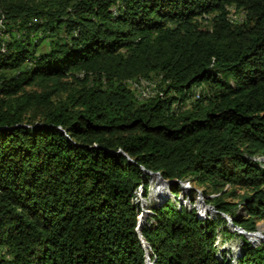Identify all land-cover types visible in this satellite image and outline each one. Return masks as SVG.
I'll list each match as a JSON object with an SVG mask.
<instances>
[{"label":"trees","instance_id":"obj_1","mask_svg":"<svg viewBox=\"0 0 264 264\" xmlns=\"http://www.w3.org/2000/svg\"><path fill=\"white\" fill-rule=\"evenodd\" d=\"M142 170L264 238V0H0V264H264Z\"/></svg>","mask_w":264,"mask_h":264},{"label":"rangeland","instance_id":"obj_2","mask_svg":"<svg viewBox=\"0 0 264 264\" xmlns=\"http://www.w3.org/2000/svg\"><path fill=\"white\" fill-rule=\"evenodd\" d=\"M238 18H239V16H237V19ZM142 87L143 88L140 91L143 92V91H145V88H146L145 84ZM200 89H202V87H193L191 90L193 92L194 91L196 92V91H198ZM188 181H189V184H190L189 187H188V189L190 188L189 190L184 192L182 190L181 186L179 184H177L178 185L177 192H172L171 188H172L173 184L169 185L168 183H165L163 180H161V178L159 176H154L153 180H151V178H149V176H148L147 177V199L144 200L143 196H140V194H139V197H141V198L138 199V195L134 193V195H135L134 197H135V200L137 202V204H135V205H139L141 207V216H142L143 221L146 220V217L148 215L146 209L156 210L157 208H159L161 206V204L163 202H165L167 200L170 202L171 206L174 204V206L177 207V208L179 206V203L186 204V205H188V203H189L190 205H188V206H191L196 211V214H197L198 218L201 219L202 221H207V220H205L204 214L200 211V208H199V205H198L199 201H200V203L203 206L211 208L215 212L221 213V212L217 211L213 206L208 205L207 203H205V198L202 195V191L204 190L203 187L192 183L190 180H188ZM179 182H181V181H179ZM182 183H185V181L182 182ZM163 184H168L169 185V186H167V189H165L166 185H164L165 188L163 187ZM136 191H142V187L138 188ZM158 192L161 193L160 199H158V194H157ZM242 193H244V192L237 191L238 197H235V198L228 197V195H227V196H225L223 198V201H225L227 203H233V204L236 205L239 202ZM142 195H143V192H142ZM173 201H175V202H173ZM240 207H237L236 212H239L240 215L246 216V214H244L241 211L242 209L240 210ZM201 210H202V208H201ZM222 214H224V213H222ZM211 216H212L211 214H208V216H207L208 217V221H213ZM225 216L230 218L226 214H225ZM218 217H219V219L216 220ZM214 220H215V228H217L216 236H215L216 240H217V242L224 241L223 244H220L223 247L221 248V250L219 252L223 251L225 256L227 257L228 261L230 260L229 259V255L231 257H233L234 259L237 257V253L239 252V245L241 243H243V240L248 242L249 244H251L255 248L260 247L259 245H263L264 246V238L263 237H262L263 239L262 238L254 239V238H251V237L244 238L241 233H238V234L231 233L230 230H229L228 223L224 222L223 218H221L219 215L216 216V218L214 217ZM263 224H264V222L261 221L260 223H258L256 225V227L259 226V230L263 233V234L258 233L256 236H261V235L264 236V229L261 227V225H263ZM236 227H238V226H236ZM250 231H253V230H250ZM220 232H222L221 236H220ZM256 245H258V246H256ZM230 251H231L232 255L230 254ZM217 257L220 260L225 259L223 257H219L218 255H217Z\"/></svg>","mask_w":264,"mask_h":264},{"label":"bare ground","instance_id":"obj_3","mask_svg":"<svg viewBox=\"0 0 264 264\" xmlns=\"http://www.w3.org/2000/svg\"><path fill=\"white\" fill-rule=\"evenodd\" d=\"M146 86V85H145ZM142 87V86H141ZM143 88V87H142ZM149 95V94H148ZM143 171V173L145 174V175H148L149 176V178H151V180H153V177L154 176H159V174H152V173H149L148 171H145V170H142ZM160 177V176H159ZM150 180V179H149ZM185 181V183H182V182H184ZM184 181H181V182H177V184H179L180 186H181V188H182V190L185 192V191H187V190H189L188 189V187H189V181L187 180H184ZM165 183H168L169 185H172L173 183H175V182H166V181H164ZM168 184H163V187L165 188V186L164 185H166V188L165 189H167V186H168ZM163 188V189H164ZM166 192V191H165ZM200 194V193H199ZM171 195V194H170ZM185 198V197H184ZM139 201V200H138ZM136 204H137V202H136ZM141 205V204H140ZM188 205H190L189 203H188ZM198 205H199V208H200V211L204 214V217H205V220H207L208 221V214H211L212 216H211V218L214 220V217L216 218V216H220L221 218H223V220H224V222H227L228 223V225H229V230H230V232L231 233H235V234H237V232L238 231H244L245 229H240V228H238V227H236L235 225H233L232 224V221L230 222V218H228L227 216H225V214H222V213H218V212H215L213 209H211V208H208V207H206V206H203L201 203H200V201H199V203H198ZM201 208H202V210H201ZM143 212V211H142ZM247 233H250V234H252V235H257L258 233H261V234H263L260 230H259V228H255L253 231H250L249 230V232H247ZM222 235V232H220V236ZM244 238H246V236H244ZM215 239H216V237H215ZM220 251V250H219ZM218 256L219 257H223V258H225V260L227 261V263L228 262H230V260L228 261L227 260V257L225 256V254H224V252L222 251V252H218ZM148 264V263H147Z\"/></svg>","mask_w":264,"mask_h":264},{"label":"built area","instance_id":"obj_4","mask_svg":"<svg viewBox=\"0 0 264 264\" xmlns=\"http://www.w3.org/2000/svg\"><path fill=\"white\" fill-rule=\"evenodd\" d=\"M241 18H242V16H240L237 20L240 21ZM4 49H5V45L2 44V46H1V51L4 50ZM147 91H150V88H149V87H148ZM155 97H156V96H153V95H152V98H151V99H155ZM145 101H147V100H145ZM142 192H143V191H135V194L138 195V199L141 198V197H139V194H140V196H142Z\"/></svg>","mask_w":264,"mask_h":264},{"label":"water","instance_id":"obj_5","mask_svg":"<svg viewBox=\"0 0 264 264\" xmlns=\"http://www.w3.org/2000/svg\"><path fill=\"white\" fill-rule=\"evenodd\" d=\"M232 220L230 219V222H231ZM139 228H140V224L138 225V231H139ZM149 264V263H148Z\"/></svg>","mask_w":264,"mask_h":264}]
</instances>
